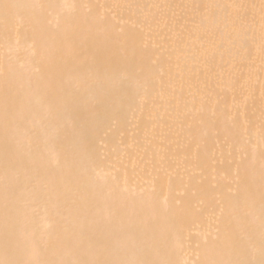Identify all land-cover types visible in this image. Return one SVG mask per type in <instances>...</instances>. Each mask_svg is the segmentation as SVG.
<instances>
[{
  "label": "snow or ice",
  "instance_id": "6c2138e0",
  "mask_svg": "<svg viewBox=\"0 0 264 264\" xmlns=\"http://www.w3.org/2000/svg\"><path fill=\"white\" fill-rule=\"evenodd\" d=\"M0 264H264V0H0Z\"/></svg>",
  "mask_w": 264,
  "mask_h": 264
},
{
  "label": "bare ground",
  "instance_id": "6f19581e",
  "mask_svg": "<svg viewBox=\"0 0 264 264\" xmlns=\"http://www.w3.org/2000/svg\"><path fill=\"white\" fill-rule=\"evenodd\" d=\"M99 2L103 3L105 2V0H99ZM108 2H114V0H108ZM168 2L180 3L182 2V0H168ZM247 2H254L257 5L259 4V0H247ZM19 55L21 57L27 58L30 56V51L22 47ZM137 125L140 126L137 127ZM143 134H144V125L141 123L140 113H136L135 116L129 113L126 123L120 125H114L111 129H104L101 132L100 135L107 144V148L105 149L102 145H100L99 154L102 158H106L108 163L110 164L115 163L118 168H123L128 164V162L126 159L123 158V153L121 151L123 145L121 141L127 140L133 135L142 137ZM118 161H123V163H119ZM53 172H55L54 168H53ZM124 178H127L129 183L133 186L142 185L147 187L146 184L147 177L144 175L142 171L137 170L136 172H132L129 169V171L126 174V177L122 176V179ZM45 215L54 217V221L56 224L62 223L60 215L57 214V212L54 211L50 206L40 205L36 217V223L38 227L42 223L41 218L44 217ZM193 237L194 238L192 240V246L195 247V244L197 243L195 239V232L193 233ZM190 258L195 259L194 256H191Z\"/></svg>",
  "mask_w": 264,
  "mask_h": 264
}]
</instances>
